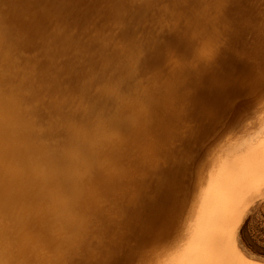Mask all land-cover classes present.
I'll use <instances>...</instances> for the list:
<instances>
[{"label": "rangeland", "instance_id": "rangeland-1", "mask_svg": "<svg viewBox=\"0 0 264 264\" xmlns=\"http://www.w3.org/2000/svg\"><path fill=\"white\" fill-rule=\"evenodd\" d=\"M236 239L264 261V0H0V264Z\"/></svg>", "mask_w": 264, "mask_h": 264}, {"label": "bare ground", "instance_id": "bare-ground-1", "mask_svg": "<svg viewBox=\"0 0 264 264\" xmlns=\"http://www.w3.org/2000/svg\"><path fill=\"white\" fill-rule=\"evenodd\" d=\"M220 184H222V182ZM222 186L225 187L226 192H231L232 193L234 190H236V187L233 186V184H231V183H227L226 182V183H223ZM208 204H210V206H212L211 202H209ZM222 204H223V206L225 208H227V209L229 208L230 209V203L228 201L225 200L224 203H222ZM240 207H241V203H239V205L238 204L234 205L233 208H232L233 212L231 211L230 214H228V215L224 214L223 215L225 217V220L227 221V226L228 227H229V225H231V222L236 220L237 213H238V210L240 209ZM218 218H220L219 215H218L217 219ZM234 247L236 248L235 251L237 253V258L240 259L242 264H245L246 260L247 261L248 260H252L253 262H257L258 264H261V263L263 264L264 261H260L259 259H255L257 256L253 252L249 251V249H246V247H244L243 245L238 243L237 239H236V245H234Z\"/></svg>", "mask_w": 264, "mask_h": 264}]
</instances>
